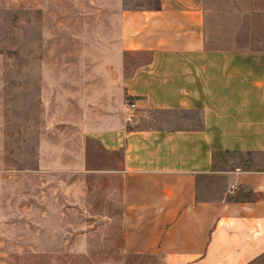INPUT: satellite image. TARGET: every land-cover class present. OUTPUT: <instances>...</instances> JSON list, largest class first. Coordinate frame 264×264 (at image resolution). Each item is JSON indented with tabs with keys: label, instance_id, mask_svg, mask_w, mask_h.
Wrapping results in <instances>:
<instances>
[{
	"label": "crops",
	"instance_id": "1",
	"mask_svg": "<svg viewBox=\"0 0 264 264\" xmlns=\"http://www.w3.org/2000/svg\"><path fill=\"white\" fill-rule=\"evenodd\" d=\"M79 173L122 155L125 251L162 264L264 257V0L79 7ZM129 103L135 109L129 108ZM223 188L210 198L209 181Z\"/></svg>",
	"mask_w": 264,
	"mask_h": 264
},
{
	"label": "rangeland",
	"instance_id": "2",
	"mask_svg": "<svg viewBox=\"0 0 264 264\" xmlns=\"http://www.w3.org/2000/svg\"><path fill=\"white\" fill-rule=\"evenodd\" d=\"M88 4L0 0V264H162L125 251L113 173L122 155L89 142L90 172L79 173V22L90 20L79 7ZM206 186L210 198L223 188Z\"/></svg>",
	"mask_w": 264,
	"mask_h": 264
},
{
	"label": "built area",
	"instance_id": "3",
	"mask_svg": "<svg viewBox=\"0 0 264 264\" xmlns=\"http://www.w3.org/2000/svg\"><path fill=\"white\" fill-rule=\"evenodd\" d=\"M129 108L131 109V110H134L135 109V105L133 104V103H129Z\"/></svg>",
	"mask_w": 264,
	"mask_h": 264
}]
</instances>
